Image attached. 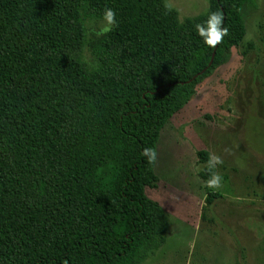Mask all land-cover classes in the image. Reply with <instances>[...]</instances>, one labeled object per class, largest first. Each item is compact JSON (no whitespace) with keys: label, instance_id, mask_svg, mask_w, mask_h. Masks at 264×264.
I'll list each match as a JSON object with an SVG mask.
<instances>
[{"label":"trees","instance_id":"obj_1","mask_svg":"<svg viewBox=\"0 0 264 264\" xmlns=\"http://www.w3.org/2000/svg\"><path fill=\"white\" fill-rule=\"evenodd\" d=\"M247 6L180 22L164 0H0V264H142L164 245L156 145L242 43ZM108 8L115 24L88 32ZM216 12L228 35L209 47L196 25Z\"/></svg>","mask_w":264,"mask_h":264},{"label":"rangeland","instance_id":"obj_2","mask_svg":"<svg viewBox=\"0 0 264 264\" xmlns=\"http://www.w3.org/2000/svg\"><path fill=\"white\" fill-rule=\"evenodd\" d=\"M178 20L209 0H164ZM243 8L246 35L230 58L195 87L156 145L155 188L146 196L168 218L166 242L142 264H264V0ZM88 21V32H105ZM88 57V55L86 54ZM222 161L221 186L210 189L196 153ZM216 194L211 204L207 194Z\"/></svg>","mask_w":264,"mask_h":264},{"label":"clouds","instance_id":"obj_3","mask_svg":"<svg viewBox=\"0 0 264 264\" xmlns=\"http://www.w3.org/2000/svg\"><path fill=\"white\" fill-rule=\"evenodd\" d=\"M115 16L116 13L111 8L105 9L103 19L109 28L115 24ZM222 21V15L216 12L211 13L204 24L196 25V32L205 45L215 47L226 35H228V29L222 27ZM143 155L149 157V163L153 162L155 159V153L150 148L145 149ZM221 163L222 161L220 158L213 155L210 157L208 167L211 169ZM221 180L222 178L220 175L213 173L211 178L206 182V186L210 189H217L221 186Z\"/></svg>","mask_w":264,"mask_h":264}]
</instances>
